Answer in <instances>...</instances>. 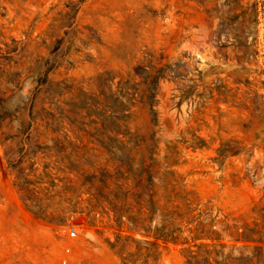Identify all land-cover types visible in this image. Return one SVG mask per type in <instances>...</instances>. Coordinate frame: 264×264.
I'll list each match as a JSON object with an SVG mask.
<instances>
[{
  "label": "rangeland",
  "instance_id": "1",
  "mask_svg": "<svg viewBox=\"0 0 264 264\" xmlns=\"http://www.w3.org/2000/svg\"><path fill=\"white\" fill-rule=\"evenodd\" d=\"M150 59L154 74L163 75L157 124L148 106L138 105L131 126L156 140L153 175L174 184L155 179L154 190L160 197L188 192L190 216L209 235L196 238L201 234L188 227L197 221L182 222L192 250L207 245L229 263L264 264V0H0V105L11 117L0 133V264H120L109 246L112 220L99 216L89 227L77 213L59 225L35 218L14 185L13 161L20 150L36 151L38 171L49 163L53 176L75 178L58 169L52 142L21 141L19 120L27 121L43 70L52 68L53 89L66 87L60 98L71 99L72 106L63 104L70 109L80 105V90L99 94L107 79L125 80ZM67 122L63 130L72 135ZM79 133L92 147L91 137ZM27 166L25 160V172ZM39 196L45 215L54 217L84 207L88 197L78 181ZM182 248L153 246L149 263L185 264ZM136 249L128 242L126 252Z\"/></svg>",
  "mask_w": 264,
  "mask_h": 264
},
{
  "label": "trees",
  "instance_id": "2",
  "mask_svg": "<svg viewBox=\"0 0 264 264\" xmlns=\"http://www.w3.org/2000/svg\"><path fill=\"white\" fill-rule=\"evenodd\" d=\"M51 70L49 67L41 72L36 80L35 95L27 107V121L19 120V131L24 134L21 141L43 136L52 142L56 150L54 162L62 165L58 169L75 178L53 176L48 170L49 163H44L41 171H38V167L34 166L36 161H32L36 151L20 150L18 159L13 161L17 167L14 185L30 213L37 219L55 225L66 224L77 213L81 224L89 227L96 226L99 216H106L112 220L109 227L115 230V239L109 242V246L119 257L120 264H150L149 259L153 258L152 247H159L160 243L183 246L185 264H233L221 258L219 252L208 250L207 245H198L196 250L188 246L182 222L193 224L197 221V226L188 227L189 232H199L201 235H196V238H209L204 233L205 223L198 217L190 216L193 209L188 192L181 190L174 195L160 197L154 190L155 179L161 184H174L167 177L153 175L152 156L156 140L153 137L148 139L139 129L131 126L134 108L138 105L148 106L151 122L157 124L154 106L157 103L158 81L163 75L154 74L152 60L139 64L125 80L113 83V77L107 79L105 84H101L99 94L80 90L74 96L80 99V105L70 109H66L63 104L72 106L71 99L66 102L60 98L66 87L60 83L56 84V88L52 87L53 82L49 78ZM135 75L142 80L136 82ZM41 93L46 95L39 101ZM102 97L108 103H104ZM2 108L0 105V133H3L1 129L5 119L11 118L5 113L1 114ZM65 120L68 121L72 135L63 130ZM79 132L91 137L88 142L92 143V147L82 142ZM44 148L49 149L47 145ZM216 151L219 156L223 155V148H217ZM99 156L104 157L103 162L96 161ZM91 157L94 160L90 162ZM25 160L28 161L27 172L26 168L21 167ZM83 161L89 162L91 171L83 169V165L87 164ZM55 178L63 184L59 186ZM73 181H78L87 193V205L67 209L59 217L45 215L40 192L43 189L53 191L55 187L67 189ZM43 182H48V185L41 188ZM155 218L156 224L153 223ZM134 235H138V238ZM215 238L219 240V234ZM128 242L136 243L135 252H126ZM139 245H143V250Z\"/></svg>",
  "mask_w": 264,
  "mask_h": 264
}]
</instances>
